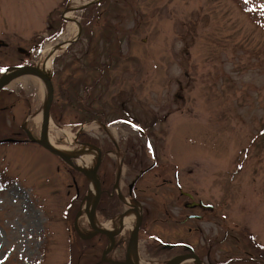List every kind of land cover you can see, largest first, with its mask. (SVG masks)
<instances>
[{
	"label": "rangeland",
	"instance_id": "374dc122",
	"mask_svg": "<svg viewBox=\"0 0 264 264\" xmlns=\"http://www.w3.org/2000/svg\"><path fill=\"white\" fill-rule=\"evenodd\" d=\"M80 29L52 57L49 132L60 144L64 128L112 149L98 173L123 211L98 220L141 206L133 246L149 264L184 244L201 256L210 245L211 264L264 252V0H0V65L42 68L48 47ZM39 79L7 84L30 92L33 133L49 95ZM180 188L213 210L187 209ZM89 191V178L48 150L0 146V264H105L98 239L80 238L92 232L78 220ZM189 213L203 219L182 222Z\"/></svg>",
	"mask_w": 264,
	"mask_h": 264
},
{
	"label": "flooded vegetation",
	"instance_id": "af4514ba",
	"mask_svg": "<svg viewBox=\"0 0 264 264\" xmlns=\"http://www.w3.org/2000/svg\"><path fill=\"white\" fill-rule=\"evenodd\" d=\"M4 73H5L4 67L3 65H0V77ZM20 101H22L21 104H20ZM21 105H23L22 111L20 109ZM30 105H31L30 92H28L26 88H21L20 91L14 92L12 91V88L7 85L0 89V146H5L8 144H13V145H29L30 144V145L39 146L45 149L40 143H38V141H36L37 139H40L42 135V124H43L42 118H41V121H39V125L37 126V130L35 133H33L30 130V128L27 127V125H25V122H29V120L33 119L30 117L31 106H32ZM50 113L52 116V107H51ZM107 150L108 148L104 151V149L101 147V151L103 155L102 161L104 159L105 153H107L108 151H112V149H109L108 151ZM98 177L101 182L102 194L96 206L95 218H97V215H98V217H104V218L110 219V218L115 217L117 214L123 211L121 209V205L122 207L124 205L123 199L120 197L118 193H116V188H114L115 184H112L111 186L113 187V189L105 188L102 178L99 176V173H98ZM167 183L168 182H165L164 184H167ZM132 190H133V184L129 186V191H127L128 195H132V192H133ZM180 191H181L182 196H184L187 199V202H185V207H186V204L192 203V202H203L204 204L207 205L206 207L200 206V205L192 207V208L186 207L187 209L189 210L200 209L202 212L213 210V207L208 206L211 204L205 203L201 199H196V196L192 194L191 192L185 191L182 188H180ZM133 206L134 205L131 204V206L129 207H131V209H134ZM153 211L154 213H162L161 210L158 208ZM140 216H141L140 220L138 221L137 225L131 232L130 231L127 232L125 230L126 229L125 227L122 230H119L117 232H112L110 229L96 226V228L100 230H104V229L109 230L114 236L113 243L108 234L102 233V232L95 233V229L93 228H92V232L90 235L83 236V237L81 236L80 238H82V240L87 243L91 240H93L91 242H94L96 239H98L97 243H94V245L98 247H102L101 262L99 263L103 262L105 264H124L128 260L134 261L131 259V249L133 247L134 242L138 240L142 232V228H143L142 214H140ZM197 216H200V217H197ZM192 219L201 220L203 219V216L189 213L187 215V219L183 220L182 222L185 223L188 220H192ZM136 232L137 234L135 236ZM174 244L178 245L179 243L176 242ZM145 249L146 251H148L150 250V247L147 246ZM249 249L250 250H247L246 253L244 252L246 257H233V256L230 257L227 254L226 259H225L227 261L223 262L222 264H229L234 260L245 261V264H264L262 257H260V254L264 255V252H260V249L255 246L251 248L249 247ZM153 250H154V247L152 246L151 247L152 252L150 251V253H154L155 251L153 252ZM203 252L204 254H202L201 256V254L196 252V250L190 244H184V248L180 250L174 256H171L169 261L179 255L196 253L200 257L202 264H211L212 263V259H211L212 247L209 245L208 247L204 248ZM104 255L106 259H104Z\"/></svg>",
	"mask_w": 264,
	"mask_h": 264
},
{
	"label": "bare ground",
	"instance_id": "6f19581e",
	"mask_svg": "<svg viewBox=\"0 0 264 264\" xmlns=\"http://www.w3.org/2000/svg\"><path fill=\"white\" fill-rule=\"evenodd\" d=\"M74 8H78V7H74ZM67 17L71 21L67 27L68 31L76 32L79 26L78 21L72 17L71 11L67 12ZM68 41L69 39H65L64 41L57 43V44H61L59 49L65 48ZM57 44L50 45L48 47V51L50 52V54L46 57L43 63V67L40 68L42 69V72L44 73V75L48 78L51 77L50 74L52 70V57L53 56L51 55H52V52L56 50ZM38 77H40L39 80L41 81L40 82L41 89L43 90L45 100H46L47 99V88L45 86L43 78L41 76H38ZM36 118L37 120H40L42 118V111L36 115ZM56 132L57 133L62 132L65 134L66 143L65 144L58 143L57 140H55V138L50 134V132L48 133V136L46 139L47 143L53 146L54 148L65 152L66 154L70 156H74L77 159V162L82 164L85 168L89 167L92 164L93 160L98 157L99 149L97 147H95L94 145L82 144V143L77 142L73 138V134L69 130L64 129V128H57ZM89 180H90V191L86 197V200L83 203L81 211L78 214V220L82 222L83 224L89 221L88 216H89V213L91 211L92 205L96 197L95 179L93 177H90ZM141 208H142L141 206H137L136 208H134V210H128L125 214L120 215L114 218L113 220H110L104 224L98 221L97 218H95L94 225L97 227L110 229L112 232H117L119 230H122L124 226L129 225L132 221H134L136 217L137 219H139L141 211H142ZM131 259L134 260V262H136L137 264H149L145 259L141 258L136 245H134L131 249Z\"/></svg>",
	"mask_w": 264,
	"mask_h": 264
},
{
	"label": "water",
	"instance_id": "95a60500",
	"mask_svg": "<svg viewBox=\"0 0 264 264\" xmlns=\"http://www.w3.org/2000/svg\"><path fill=\"white\" fill-rule=\"evenodd\" d=\"M81 29L79 30L78 32V35L76 38L72 39V40H69L68 43L66 44V46L72 44L73 42L77 41L79 39V36L81 34ZM2 46H8L7 42H5L4 40L0 39V47ZM61 44H57L56 45V50H54L52 52V55L53 56L60 48ZM65 46V47H66ZM19 51L21 53H25L27 54V50H25L24 48H19ZM26 74H36L38 76H41L45 82V84L47 85L48 87V92H49V95H48V99H47V102L43 108V124H42V135H41V138L40 139H37L36 141H38V143H40L42 146H44V148H46L49 152L59 156L60 158H62L63 160H65L66 162L69 163V165L74 168L75 170L83 173L84 175H86L87 177H93L95 179V184H96V197H95V200H94V203L92 205V208H91V211L89 213V222L92 226L93 229H95V233H98V232H102V233H106L110 236L111 240H112V243L114 242V236L113 234L109 231V230H100L98 228H96V226L94 225V219H95V214H96V206L100 200V196L102 194V187H101V182H100V179L98 177V169L100 167V163L102 161V158H103V155H102V151L99 152V157H98V163L97 165L92 169H87L85 167H82L81 165L78 164L77 162V159L74 157V156H70L68 154H66L65 152L61 151V150H58L56 148H54L53 146H51L50 144L47 143L46 139H47V136H48V126H49V123H50V120L52 119L51 118V115H50V110H51V107H52V103H53V100H54V94H55V89H54V84L51 80V78L49 77H46L44 75V73L42 72V69L40 68H37L35 66H24V67H20L16 70H13V71H7L5 72L1 77H0V89L7 86V84L19 77V76H22V75H26ZM207 206L206 204H204L203 202H192V203H188L186 204V207L188 208H192V207H195V206ZM209 207H213V205H208ZM197 217H200V216H197ZM137 232L135 233V236H136ZM134 236V238H135ZM106 255V254H105ZM105 255H104V259L105 258ZM188 258H194L197 262V264H202V261L200 259V257L196 254V253H191V254H185V255H179V256H176L175 258L171 259L169 262H167L166 264H181L184 260L188 259ZM124 264H137L136 262L134 261H126Z\"/></svg>",
	"mask_w": 264,
	"mask_h": 264
},
{
	"label": "trees",
	"instance_id": "16d2710c",
	"mask_svg": "<svg viewBox=\"0 0 264 264\" xmlns=\"http://www.w3.org/2000/svg\"><path fill=\"white\" fill-rule=\"evenodd\" d=\"M83 141H85V139H83ZM89 143H91V144H94V145H96V146H99V143H98V140H96L95 138H89L88 140H87ZM75 170V169H74Z\"/></svg>",
	"mask_w": 264,
	"mask_h": 264
}]
</instances>
